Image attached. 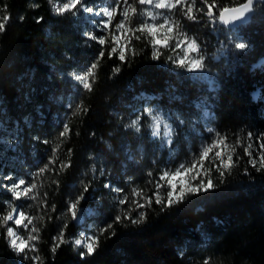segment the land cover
<instances>
[{
    "label": "trees",
    "instance_id": "trees-1",
    "mask_svg": "<svg viewBox=\"0 0 264 264\" xmlns=\"http://www.w3.org/2000/svg\"><path fill=\"white\" fill-rule=\"evenodd\" d=\"M4 15L11 19L0 33V184L5 183L1 174L8 169L5 162L9 153L1 142L7 134L2 127L18 121L24 140L41 146L39 167L58 143L61 125L68 122L72 128L58 155L66 159L71 148L73 166L59 177V191L51 183L56 177L48 175L40 189L41 195L48 192L49 205L55 203L58 209L49 213L51 222L47 218L37 222L41 228L37 246L44 264H203L208 257L212 264H264V171L249 167L245 174L242 166L226 175L214 193L192 196L165 211L153 205L140 225H115L116 235L102 238L93 256L82 260V249L71 243L62 245L55 254L50 251L52 237L63 223L68 224L65 239L72 241L83 230L91 234L111 222L117 206L113 193L102 188L106 180L124 188L130 196L133 187L147 193V173L156 175L159 169L151 158L156 155L157 139L147 129L138 135L123 127L144 107L161 109L171 117L176 128L173 145H178L181 152L189 140L195 142L193 130L205 122L230 136L264 132V5L230 33L219 26L213 31L206 23L182 20L185 30L203 42L206 72L169 71L174 67L167 61L171 53L165 50L160 60H153L152 47L144 40L134 41L138 54L128 63H121L115 56L100 61L92 93H78L67 75L84 70L100 47L96 42H85L83 32L92 28L83 15L57 16L48 0H0V19ZM39 17H44L43 22L37 23ZM229 35L237 42H246L248 48L234 49L228 43ZM115 67H120L119 73H113ZM255 89L259 94L254 96ZM80 100L90 111L73 116L67 105ZM205 111L210 113L208 118ZM177 115L184 125L176 124ZM37 137L50 144L40 143ZM93 167L97 169L95 174ZM101 168L105 169L104 176L99 174ZM21 169L32 182L26 173L30 168L22 165ZM81 180H93L95 191L89 199L97 197L99 205L92 201L86 207L94 214L85 215L81 223L70 217L59 218L65 210L64 201L77 194ZM4 201H10L13 207L23 206L31 215L40 214L36 201H14L11 193L0 188V215L8 209ZM21 234L27 235L24 230ZM0 264L28 262L0 237Z\"/></svg>",
    "mask_w": 264,
    "mask_h": 264
},
{
    "label": "snow or ice",
    "instance_id": "snow-or-ice-1",
    "mask_svg": "<svg viewBox=\"0 0 264 264\" xmlns=\"http://www.w3.org/2000/svg\"><path fill=\"white\" fill-rule=\"evenodd\" d=\"M48 2L52 6V12L57 16L77 18L83 15L92 28L83 32L85 42L93 41L100 46L84 70L79 73H67L75 82L74 87L78 93L94 91L96 70L103 58L115 56L121 63H128L131 57L138 54L133 46L134 41L140 40H144L146 46L152 47L153 60H160L165 55V50L171 53L167 56V61L174 67L169 71L184 70L190 74H202L208 70L203 42L198 36L190 35L185 30L182 20L196 24L206 23L213 31L219 26L221 30L230 33L233 29L243 26L257 12L258 7L264 5V0H110L108 3L100 4L95 3V0L92 2L48 0ZM177 16L180 18L177 19ZM10 19L9 15H4L0 19V33L6 30V24ZM43 20L44 17H39L37 23ZM97 32L101 34L97 35ZM227 39L236 50H245L249 46L242 40L237 42L232 35ZM119 72L120 67L113 69L114 74ZM144 99L147 101L149 98ZM67 107L73 116L87 115L90 111L83 100L70 102ZM204 115L207 117L209 113L205 112ZM170 119L158 109L144 107L136 113L135 119L125 123L123 127L131 129L138 135L147 129L153 139L161 141V147H168L171 157L176 128L169 122ZM175 122L178 126L184 125V120L178 115ZM206 130L211 135V142H201L198 152L192 153L189 160L174 167L158 169L156 175L151 171L147 173L149 177L147 193L145 189L133 187L130 196L124 188L116 186L111 180L103 182V189L116 194L114 199L117 212L110 217L111 222L91 231L90 235L81 233L79 238L72 241L65 239L68 224L63 223L57 234L52 237L51 253L55 254L62 245L71 243L82 249L79 255L83 260L97 253L102 238L108 239L116 235L115 225L125 222L130 225L144 223L147 219V210L153 205H159L160 210L165 211L185 203L192 196L214 193L224 183V177L231 175L233 170L240 166L243 167L245 174H248L249 167L256 172L264 171V132L247 131L241 137L230 136L213 128ZM71 133L69 123L64 122L58 133V143L51 148L47 162L31 173V183L25 179H14L9 174L3 176V179L13 182L0 184V188L11 193L14 201L32 200L39 205L40 214L31 215L23 206L13 207L10 201H4L3 204L10 210L5 209L6 214L0 215V228L3 229L0 231V237L5 239L7 246L28 264H44L37 246L41 232L37 222H43L45 218L51 222L53 216L49 213H56L58 209L55 203L49 205L48 192L44 191L41 195L40 189L44 187L43 178L48 175L56 177L51 183L55 190L59 191L61 184L59 177L73 166L71 148L67 149L66 159H60L58 155ZM35 139L39 141V137ZM39 142L50 144L48 140ZM96 171L97 169L93 167V174ZM99 174L104 176L105 169H99ZM92 184L93 180L80 181L79 191L64 201L65 210L59 218L70 217L72 221L81 223L85 215L94 214L90 207H86L92 201L99 205L97 197L89 199L91 192L95 191ZM21 230L26 231V237L21 235ZM203 264H212L211 257L205 258Z\"/></svg>",
    "mask_w": 264,
    "mask_h": 264
},
{
    "label": "rangeland",
    "instance_id": "rangeland-1",
    "mask_svg": "<svg viewBox=\"0 0 264 264\" xmlns=\"http://www.w3.org/2000/svg\"><path fill=\"white\" fill-rule=\"evenodd\" d=\"M108 2H110V0H101L98 2V4ZM253 95L255 96V92L253 93ZM158 110L161 114L165 115L166 117H170L169 115L165 114L163 110ZM209 116L210 113L206 118H208ZM169 122L171 123V119L169 120ZM208 128H212V126L205 122L202 127L194 129L193 136L195 142L193 143L189 140L187 148H185V150L182 152L179 150L178 145H172L171 147L173 154L171 155V157L169 154L168 147H161V141L157 139L158 145L157 149L155 150L156 155L154 157H151L152 161H157V163L159 164V169H161L164 167H174L181 162L189 160L191 158L192 153L198 152L201 142H211V135L206 130ZM20 129L21 128L18 121H14L11 126L2 127V130H5L7 134L5 137L1 138V142L4 145L5 150H9V153L7 155L8 160L5 162V164L8 166V169L1 175L3 178V176L11 174L14 179H25L27 182L31 183L30 179L25 178L22 175L23 173L21 172V167L22 165H25L30 168L26 172L30 176L32 172L37 170V168L41 164V146L34 141L24 140L23 136H21L20 134ZM184 137H186V135ZM170 159L171 163H169ZM3 181L5 182L4 184H10L13 182L6 181L4 179ZM113 195L115 197L116 194L113 193ZM81 233H84L85 235H90L87 230H83L80 232V234Z\"/></svg>",
    "mask_w": 264,
    "mask_h": 264
}]
</instances>
